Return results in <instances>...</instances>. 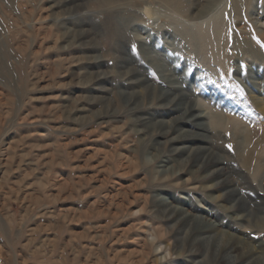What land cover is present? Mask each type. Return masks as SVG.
Masks as SVG:
<instances>
[{
  "label": "rangeland",
  "instance_id": "374dc122",
  "mask_svg": "<svg viewBox=\"0 0 264 264\" xmlns=\"http://www.w3.org/2000/svg\"><path fill=\"white\" fill-rule=\"evenodd\" d=\"M56 1L0 0V264H222L196 220L236 232L243 211L264 250V0H118L123 37L101 0Z\"/></svg>",
  "mask_w": 264,
  "mask_h": 264
},
{
  "label": "bare ground",
  "instance_id": "6f19581e",
  "mask_svg": "<svg viewBox=\"0 0 264 264\" xmlns=\"http://www.w3.org/2000/svg\"><path fill=\"white\" fill-rule=\"evenodd\" d=\"M56 1V0H53ZM61 1V0H60ZM59 1V2H60ZM98 1V0H97ZM96 1V2H97ZM103 3V7L105 9V11L107 12V15H105L106 17L104 18L105 23L107 24V26L109 28H111L112 32L116 34V36L118 37H123V34L125 31H127L130 23L129 21H131L132 17H134L133 14H127V16L125 15V12H122V10H115V5L118 4V0H101ZM100 1V2H101ZM166 1V0H165ZM169 0H167L168 2ZM244 1V2H243ZM236 0L237 5L240 4H244L246 6V8H249V6L251 5V1L252 0ZM58 2V3H59ZM68 3H71L70 5L74 4L75 6L71 7L68 6L66 7V12L67 13H72L75 12L77 10H79V6L76 3V0H67ZM160 2V1H159ZM57 3V1H56ZM101 3V4H102ZM169 3V2H168ZM79 4V3H78ZM100 4V3H99ZM50 6V4H49ZM158 6V5H157ZM59 7V6H58ZM44 8V7H43ZM150 8V7H149ZM148 8V9H149ZM156 8V7H155ZM59 9V8H58ZM151 9V8H150ZM157 9V8H156ZM65 10V9H64ZM156 11V10H155ZM78 12V11H77ZM204 12V11H203ZM203 12L200 11L199 13L197 12L196 14H193L192 17L194 16V18H200L203 15ZM156 13V12H154ZM52 14V13H51ZM74 14V13H73ZM150 14V12H149ZM55 15V14H54ZM153 15V14H152ZM64 16V15H63ZM77 16V14L75 15ZM155 16V15H153ZM56 18V16L54 17ZM69 18V17H68ZM72 18V17H71ZM76 18V22H77V27L79 28V33L77 34V36H82L84 29L82 28L85 23H84V16L82 14H80L79 16L75 17ZM60 25V24H59ZM195 26V25H194ZM197 26V24H196ZM205 24L203 22H199L198 27H196L194 31V33H191L190 36L192 38V40L196 43V45L198 44L200 46V44L203 41L204 38V30H205ZM61 30V34L62 36H64L66 33L69 35L68 40L73 37H71V33L72 31L69 28V21L67 19H64L61 22V25L59 27H57ZM76 29V28H75ZM186 29H188L186 27ZM58 30V31H60ZM191 30V29H190ZM188 31V30H187ZM192 31V30H191ZM75 32V31H74ZM76 33V32H75ZM264 34V31H263ZM58 35V34H57ZM87 35V34H86ZM262 35V34H261ZM57 37V36H56ZM83 37V36H82ZM79 38V37H78ZM67 39V38H66ZM65 39V40H66ZM71 39L69 41V43H71ZM88 39V38H87ZM85 40V38H84ZM85 42V41H84ZM83 42V43H84ZM66 45V44H65ZM142 50L147 54V58L149 61H151L152 63H155L156 66L161 70L162 72V76L168 80L169 82L175 83V78L172 73H170V71H167V65L164 63V61L162 60V58H160V56L156 53L155 55H151L149 54V52H151L150 50V46L142 43L141 44ZM248 48L250 49V52H253L254 55L259 56L258 51H256L253 46L251 44L248 43ZM85 51V50H84ZM73 56V55H72ZM91 56V55H90ZM94 56V55H93ZM75 57V56H74ZM85 57V56H84ZM96 57V56H95ZM100 57V56H98ZM97 57V58H98ZM88 58V57H87ZM92 58V57H91ZM94 58V57H93ZM77 60V59H76ZM88 60V59H86ZM86 64V63H85ZM170 67V66H169ZM87 72V71H86ZM89 73V72H88ZM176 76V75H175ZM136 80V79H135ZM178 80V79H177ZM179 81V80H178ZM100 82V81H99ZM85 83V82H84ZM137 84V83H136ZM105 87V86H104ZM181 89V88H179ZM178 89V90H179ZM173 91V90H172ZM187 92V91H186ZM174 95V94H173ZM177 97V96H176ZM180 98V96H179ZM91 100V99H90ZM173 100V98H172ZM184 101V100H183ZM264 99L260 98V101L258 103L259 105V109L264 111ZM178 104V103H177ZM195 104V103H194ZM193 104V105H194ZM201 112V111H200ZM186 113V112H185ZM191 114V113H190ZM196 114V113H195ZM204 114V113H201ZM186 115V114H185ZM200 115V114H199ZM197 117H200V116ZM187 116V115H186ZM150 118V117H149ZM194 118H196V116H194ZM212 118H214V116H212ZM153 119V118H152ZM217 119V118H216ZM197 120V119H196ZM161 121V120H160ZM147 122V121H146ZM194 122V121H193ZM198 126H203V127H210L211 129L216 126L210 125L209 123L207 124V122L203 121L202 119L197 120L196 122ZM145 124V123H144ZM143 125V124H142ZM146 125V124H145ZM187 129V128H186ZM142 130V129H141ZM203 134V133H202ZM201 134V135H202ZM179 135V134H178ZM177 135V136H178ZM194 135V134H193ZM204 135V134H203ZM206 136V135H205ZM179 137V136H178ZM194 138V137H193ZM201 138V137H200ZM195 140V139H194ZM188 147V146H187ZM186 148V147H185ZM210 148V147H209ZM205 146L203 147H199L197 150H203V152H205V154H208V158L204 161V163L206 164L207 162H213L216 165H218L219 167L216 168L213 173H219V174H224V169L225 167L222 166V159L221 156L219 154H217L215 151H211V149H209ZM245 149V148H244ZM213 150V149H212ZM201 155V154H200ZM203 159V158H202ZM247 158H245L244 160V166L246 168L247 165ZM242 160V158H241ZM242 163V161H241ZM212 165V164H211ZM263 167V166H262ZM211 169V168H210ZM258 171V167H255V169L253 170V172L250 174L251 177L252 176H258L260 172ZM260 171V170H259ZM247 172V171H246ZM212 174V173H211ZM262 174V173H261ZM261 176V175H259ZM221 177V176H220ZM226 177V176H225ZM255 177V179H256ZM263 178V177H261ZM260 178V179H261ZM254 179V180H255ZM226 184L230 185L231 180L227 179L226 177ZM262 180V179H261ZM264 180V178H263ZM262 180V181H263ZM247 181V179L245 180V182ZM244 182V183H245ZM225 184V183H224ZM225 184V185H226ZM247 185V182L245 183ZM252 183H250L251 185ZM258 186H250L249 188L252 189V191L254 190V192H256L257 190H263L264 191V185H262L261 181L258 182L257 184ZM235 191H232L231 193H234ZM157 193V192H156ZM257 193V192H256ZM258 200V202H261L262 205H264V198H258L256 197ZM240 199V198H239ZM165 200V199H164ZM241 200H244V197H241ZM165 202V201H164ZM257 202V203H258ZM166 204V203H165ZM183 210V209H182ZM186 214L185 216H192V214L187 213L185 210H183ZM244 213H241V215L239 217H244L243 221H247L245 224L243 223H239V227L237 228L238 231L236 232H223L219 231L218 228V223L216 221H214L213 219L210 218H206L204 217V215L200 216L197 218L196 223H195V227H194V234L191 236L193 238V240L202 244H206L208 241H212L213 243V247L216 253L218 254H222L221 256V261L222 264H234L236 260L241 259L243 264H264V260L261 258L263 251L259 252L260 250V245H258V242H253L249 239V237L246 234V231L250 228H252L251 226V215L245 211H243ZM181 215V214H180ZM183 217V216H182ZM186 219V218H185ZM238 225V224H237ZM259 248V249H258Z\"/></svg>",
  "mask_w": 264,
  "mask_h": 264
},
{
  "label": "snow or ice",
  "instance_id": "6c2138e0",
  "mask_svg": "<svg viewBox=\"0 0 264 264\" xmlns=\"http://www.w3.org/2000/svg\"><path fill=\"white\" fill-rule=\"evenodd\" d=\"M236 87H237L238 90L240 91V94L243 95V94H244L243 89L240 88V86H239L238 84L236 85ZM227 147H228L229 149H231V145H228Z\"/></svg>",
  "mask_w": 264,
  "mask_h": 264
}]
</instances>
